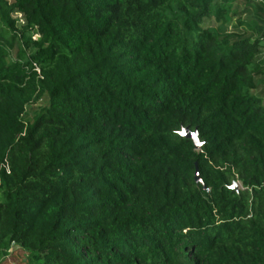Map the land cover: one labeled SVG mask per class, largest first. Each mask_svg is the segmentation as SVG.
Masks as SVG:
<instances>
[{
  "label": "trees",
  "instance_id": "16d2710c",
  "mask_svg": "<svg viewBox=\"0 0 264 264\" xmlns=\"http://www.w3.org/2000/svg\"><path fill=\"white\" fill-rule=\"evenodd\" d=\"M231 1L0 0L2 256L264 264V9Z\"/></svg>",
  "mask_w": 264,
  "mask_h": 264
},
{
  "label": "rangeland",
  "instance_id": "374dc122",
  "mask_svg": "<svg viewBox=\"0 0 264 264\" xmlns=\"http://www.w3.org/2000/svg\"><path fill=\"white\" fill-rule=\"evenodd\" d=\"M231 5L233 11H235L236 13L234 19H239L246 22L249 17L255 16L257 14V5L262 6L264 9V0H233L231 1ZM13 17L18 16L14 15ZM261 19L264 21V17H261ZM246 26L247 25L242 24L240 25V27H237L238 32L245 31L247 29ZM10 56L12 58L13 54H11ZM262 59H264V49L260 51L259 56L255 59V61L258 62ZM255 80L258 82L259 88L257 91H255L254 94L258 97H261L264 103V74L257 76ZM45 103V99H43L35 105L26 107L23 116L24 121L28 123L31 122L32 118L38 112V110L45 106ZM236 185L239 188V185ZM2 254H0V264H26L25 262H23L24 252L20 248L10 247L6 251L5 255L2 256Z\"/></svg>",
  "mask_w": 264,
  "mask_h": 264
},
{
  "label": "water",
  "instance_id": "95a60500",
  "mask_svg": "<svg viewBox=\"0 0 264 264\" xmlns=\"http://www.w3.org/2000/svg\"><path fill=\"white\" fill-rule=\"evenodd\" d=\"M178 136L180 138H183V139H186V140L191 141L194 150H196V151L199 150L200 143H199L198 138H197V131H196V129H194L193 131H190L186 127L185 128H181L178 131ZM193 179H194V182L195 183L201 184V181L199 179L198 172H197L196 169H195L194 174H193ZM229 189H231V190H233V191L236 192L238 190V187H237L236 183L231 182V185L229 186Z\"/></svg>",
  "mask_w": 264,
  "mask_h": 264
}]
</instances>
